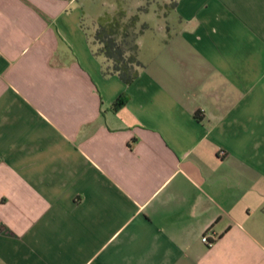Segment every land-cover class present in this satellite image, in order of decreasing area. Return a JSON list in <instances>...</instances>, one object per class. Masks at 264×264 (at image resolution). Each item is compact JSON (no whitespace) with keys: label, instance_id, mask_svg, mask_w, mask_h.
<instances>
[{"label":"crops","instance_id":"obj_1","mask_svg":"<svg viewBox=\"0 0 264 264\" xmlns=\"http://www.w3.org/2000/svg\"><path fill=\"white\" fill-rule=\"evenodd\" d=\"M0 264H264V0H0Z\"/></svg>","mask_w":264,"mask_h":264},{"label":"trees","instance_id":"obj_2","mask_svg":"<svg viewBox=\"0 0 264 264\" xmlns=\"http://www.w3.org/2000/svg\"><path fill=\"white\" fill-rule=\"evenodd\" d=\"M145 11H148L147 5L131 16L119 9L113 16L103 18L96 31V39L103 44L102 52L127 83L134 81L143 66L138 58V38L148 28L147 23L140 24V14ZM127 101V94H121L112 104V110L119 111Z\"/></svg>","mask_w":264,"mask_h":264},{"label":"rangeland","instance_id":"obj_3","mask_svg":"<svg viewBox=\"0 0 264 264\" xmlns=\"http://www.w3.org/2000/svg\"><path fill=\"white\" fill-rule=\"evenodd\" d=\"M146 5H150V7H152V3H149V4L146 3ZM153 5H155L156 8H159V5H157V3H153ZM163 8L166 11H168V9H169L165 4H163ZM135 12H136V10H135ZM140 15H141L140 16V24L147 23L149 25V27H151L153 29H157L161 25H163V23H165V21H163L164 20L163 17H157V15L155 13H153V11H151V10L147 13H142ZM171 26H174V25H171Z\"/></svg>","mask_w":264,"mask_h":264},{"label":"built area","instance_id":"obj_4","mask_svg":"<svg viewBox=\"0 0 264 264\" xmlns=\"http://www.w3.org/2000/svg\"><path fill=\"white\" fill-rule=\"evenodd\" d=\"M202 240H203V242H205V243H207V244H212V241H210V239H209V237H208L207 234H204V235L202 236Z\"/></svg>","mask_w":264,"mask_h":264}]
</instances>
